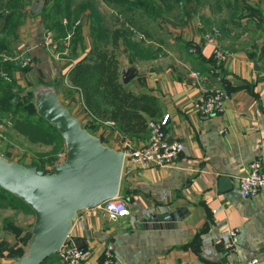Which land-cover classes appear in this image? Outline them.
<instances>
[{"label":"crops","instance_id":"crops-1","mask_svg":"<svg viewBox=\"0 0 264 264\" xmlns=\"http://www.w3.org/2000/svg\"><path fill=\"white\" fill-rule=\"evenodd\" d=\"M95 1L105 16L103 47L113 46L112 31L124 16L120 12L145 28L132 26L144 36V46L118 45L119 52L128 49L125 59L117 51L121 70L127 65L138 67L128 87L158 99L157 120L169 114L168 139L183 140L186 148L167 166L124 162L119 196L128 201L129 216L111 219L98 206L79 212L69 239L91 248V257L83 264H97L110 243L127 264H238L253 256L264 264V189L245 197L238 185L252 160L259 158L264 166V0H188L185 6L128 0L130 12L129 3ZM31 4L17 34L4 48L26 50L34 57L28 68L12 70L13 79L24 90L34 78L67 81L69 69L85 55L79 51L81 57L72 56L73 47L77 48L72 37L69 54L54 57L46 45V32L52 33L59 47L65 34L43 12L32 15ZM89 12L80 17L81 27L87 28L82 31L87 50L95 42ZM214 27L220 29L217 43L229 53L219 66L211 63L214 44L205 37ZM150 30L154 37L149 36ZM189 42L196 44L192 52L186 48ZM191 70H199L200 79L192 77ZM215 86L229 92L226 110L199 113L193 101L201 91ZM113 132L108 145L120 147L115 142L124 135ZM149 134L148 130L133 140L146 143ZM2 149L0 142V154ZM221 176L229 177V183H221ZM231 228L239 231L235 249L225 247ZM42 264L65 263L54 255Z\"/></svg>","mask_w":264,"mask_h":264},{"label":"water","instance_id":"water-1","mask_svg":"<svg viewBox=\"0 0 264 264\" xmlns=\"http://www.w3.org/2000/svg\"><path fill=\"white\" fill-rule=\"evenodd\" d=\"M43 7V1L34 0L30 13L36 15ZM138 72L135 65L124 66L122 81L127 84ZM35 105L39 115L62 134L66 157L45 170L32 162L0 154V186L20 197L35 215L25 251L10 264H41L57 253L69 238L73 221L81 210L119 195L124 167L123 149L106 144L85 127L62 102L56 88L38 89ZM219 181L230 180L221 176ZM76 245L85 244L77 241Z\"/></svg>","mask_w":264,"mask_h":264},{"label":"trees","instance_id":"trees-1","mask_svg":"<svg viewBox=\"0 0 264 264\" xmlns=\"http://www.w3.org/2000/svg\"><path fill=\"white\" fill-rule=\"evenodd\" d=\"M34 0H0V49L4 50L8 46L10 39L17 34L19 25L23 16L28 12V5ZM42 1V0H41ZM45 5L43 12L45 19L49 20L51 25H59L58 28L62 33L66 34L67 26L62 23L61 16L64 15L71 19H78L86 14L89 10L91 17L93 35L95 38L94 44L87 50L85 55L81 57L68 71L67 81H70L78 93L82 106L88 114H92L96 118H103L105 121H113L112 128L123 135L135 137L143 135L150 129L147 127L148 115L159 117L161 114V106L157 98L148 92L136 93L131 90L121 78V63L117 58L116 50L119 44L124 45H139L143 43V37H139L132 26L137 24L133 19H130L125 12H120L124 15L120 25L112 31V48H105L99 44L105 36V16L102 13L98 3L95 0H43ZM107 1V0H106ZM127 5V11L130 12V2L128 0H115ZM164 4L170 2L177 3L180 6H185L188 0H161ZM125 13V14H124ZM120 18L119 16L117 17ZM121 19V18H120ZM120 21V20H119ZM142 25L139 22V26ZM78 28L80 26H77ZM77 28L76 36L79 40H83V34ZM75 35V34H74ZM9 36V38H7ZM144 46V45H143ZM196 44H186L187 51ZM118 53V52H117ZM215 66H219L217 58L211 59ZM5 69L12 74V70L19 68H28L6 63ZM13 76V74H12ZM14 78V77H13ZM62 81L66 79H60ZM63 84V83H61ZM16 85L18 89L24 90L14 79L6 80L0 76V109L3 112L12 113L9 116V121L13 120L14 126L25 133L32 142H43L52 144L53 149L49 152V159L44 161V164L32 162L39 168L48 170L45 167L48 164L52 167L53 164L60 161L59 151H65V141L60 131L51 125L48 120L39 115V119H33L30 115L21 117L23 110L17 109L10 111L11 94L10 88ZM70 85V86H72ZM22 112V115H20ZM5 114V113H4ZM7 116V115H6ZM18 116V117H17ZM23 121V125L19 128L18 125ZM48 123L47 127L44 123ZM58 151V152H57ZM0 207H8L14 210H22L31 207L25 203L20 197L0 186ZM32 210V209H31ZM58 255L54 253L51 256ZM50 257V256H49ZM48 257V258H49ZM42 264V263H41Z\"/></svg>","mask_w":264,"mask_h":264},{"label":"built area","instance_id":"built-area-1","mask_svg":"<svg viewBox=\"0 0 264 264\" xmlns=\"http://www.w3.org/2000/svg\"><path fill=\"white\" fill-rule=\"evenodd\" d=\"M62 22L67 26L63 47H59L58 42L49 30L46 32V45L52 55L58 59L69 54L71 38L74 34V26L69 27L70 20L68 17L65 16ZM79 23H81V20H76L77 26ZM219 35L220 29L217 27L205 33L206 39L214 44L213 56L221 62L227 58L229 53L217 43ZM195 49V47L190 48L192 51ZM33 62L34 57L29 51H4L0 49V76L9 81L13 79L12 74L4 67L6 63L27 67L32 65ZM213 71H217L214 66ZM190 74L196 80L200 79L202 75L199 70H191ZM262 75L264 76V69ZM228 98L229 92L224 86H215L201 91L193 101V108L202 114H221L226 110ZM168 119L169 114H165L160 120H154L150 123V134L146 143L137 144L133 138L123 137L120 147L124 151V162L130 161L141 167L167 166L172 164L185 150L186 144L183 140L168 139L166 130ZM109 123L114 124L113 121H109ZM0 128H3L2 124H0ZM238 185L242 195L245 197L255 196L264 189V166L261 159L257 158L250 162L247 171L239 176ZM97 206L111 219L130 215L128 201L119 195L107 199ZM229 234L230 236L226 241L225 247L227 249H235L239 242L238 228L229 229ZM57 253L65 264H83L89 261L92 252L91 248L86 246L79 247L75 241L68 238ZM101 257V260L97 264H127L116 256L114 246L111 243L105 247ZM238 264H261V262L257 256H253L240 260Z\"/></svg>","mask_w":264,"mask_h":264},{"label":"rangeland","instance_id":"rangeland-1","mask_svg":"<svg viewBox=\"0 0 264 264\" xmlns=\"http://www.w3.org/2000/svg\"><path fill=\"white\" fill-rule=\"evenodd\" d=\"M134 12L137 14L139 11ZM155 13L157 14L158 12L156 11ZM162 16L167 17L164 12L162 13ZM61 17V20H63L65 16L62 15ZM76 20H81V18L79 17L78 19H71L69 24V27L74 26L75 35L73 34L74 39L72 38V41L73 46L77 47L76 50L73 47V51L71 54L73 57L79 58L81 57V55H79V51H81L82 53L87 52V43L84 41V38L81 41L79 40V37L76 36L78 28L76 25ZM78 26H80L78 29L80 30L81 28V32L87 29L86 26L81 27L80 23L78 24ZM136 28L140 29V31H144L145 29L144 27L142 28L137 24ZM148 34L149 36L151 35L154 37L155 32L150 30V33ZM7 38H9V36ZM105 39L107 40V38H103L100 43L102 47L106 43ZM117 51L119 52V50H116V54L118 55ZM126 51H128V49H123L122 52H119L121 53L119 55L124 59L127 58ZM119 55L117 56V58H119ZM129 83H131V81L128 82V85H130ZM70 85H72L70 81H62L60 79L45 81L42 78H34L31 83L28 82L26 84L27 89L23 91L18 89L16 85H13L12 88H10V111L12 112L15 109L19 111L23 110V115L22 112H20V115H22L21 117H27L28 115H30L33 119H39V115L35 110L36 91L44 86L54 87L59 91L62 102L69 107L73 114L80 118L85 127L89 128L95 134L99 135L106 144H109V142L112 143L111 139L114 138L112 126L114 124L109 123L110 120L105 121L103 118H96L92 114H88L84 106H82L81 104L78 93H76L74 90H69V88L75 89V85ZM11 114L12 113L9 112H3V110L0 109V124L3 125V128H0V142L3 146L1 154L9 159H18L23 162L34 161L41 165L44 164V161H46L47 159L50 160V157L48 155L49 152L53 149L52 144L49 145L43 142L30 141L25 133L20 131L17 127H13V120L9 121V116H12ZM159 117L148 115L147 127L150 129V123L154 120H157ZM44 124L47 127L48 123L45 122ZM22 125L23 121H21L18 127L20 128ZM141 136L142 135L131 138L136 139ZM124 137L130 136L124 135ZM120 139L117 137L115 145H121ZM58 155L60 161L64 160V158L66 157V150L59 151ZM44 166L47 167L48 164H45ZM48 168L51 169V167ZM34 218L35 215L33 210L27 207L22 210L0 207V264H10L16 257L20 256L25 251L27 240L30 237L29 228L34 221Z\"/></svg>","mask_w":264,"mask_h":264}]
</instances>
